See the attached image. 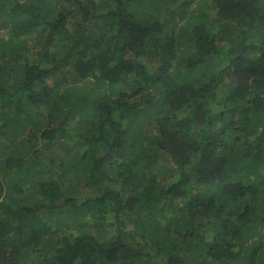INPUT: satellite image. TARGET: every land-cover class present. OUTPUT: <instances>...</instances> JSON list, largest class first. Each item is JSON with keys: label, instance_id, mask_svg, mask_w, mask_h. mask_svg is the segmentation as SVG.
Instances as JSON below:
<instances>
[{"label": "trees", "instance_id": "trees-1", "mask_svg": "<svg viewBox=\"0 0 264 264\" xmlns=\"http://www.w3.org/2000/svg\"><path fill=\"white\" fill-rule=\"evenodd\" d=\"M0 30V264H264V0H0Z\"/></svg>", "mask_w": 264, "mask_h": 264}, {"label": "rangeland", "instance_id": "rangeland-1", "mask_svg": "<svg viewBox=\"0 0 264 264\" xmlns=\"http://www.w3.org/2000/svg\"><path fill=\"white\" fill-rule=\"evenodd\" d=\"M1 31H2V30H0V32H1ZM110 216H112V215H110ZM110 221H112V218H111V217H109V222H110Z\"/></svg>", "mask_w": 264, "mask_h": 264}, {"label": "clouds", "instance_id": "clouds-1", "mask_svg": "<svg viewBox=\"0 0 264 264\" xmlns=\"http://www.w3.org/2000/svg\"><path fill=\"white\" fill-rule=\"evenodd\" d=\"M50 83H51V80H50ZM20 84H21V81H20Z\"/></svg>", "mask_w": 264, "mask_h": 264}]
</instances>
